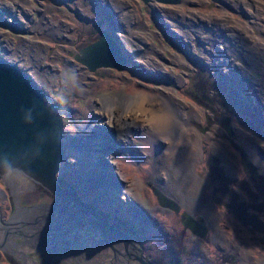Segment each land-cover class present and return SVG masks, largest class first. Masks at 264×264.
<instances>
[{
    "label": "rangeland",
    "instance_id": "obj_1",
    "mask_svg": "<svg viewBox=\"0 0 264 264\" xmlns=\"http://www.w3.org/2000/svg\"><path fill=\"white\" fill-rule=\"evenodd\" d=\"M103 28L115 32L130 54L127 67L90 70L75 58V52L94 41ZM0 55L18 62L60 103L69 152L62 162L65 179L72 175L70 181L80 190L81 200L133 238L139 252L130 248L125 255L132 264H145L138 258L140 249L148 264H264V0H182L179 4L0 0ZM141 96L152 98L157 107L172 98L189 113L188 124L200 134L193 164L202 181L200 205L211 217L199 203L179 196L177 187L167 189L170 178L177 181V174L162 165L159 157L164 159V151L171 155L174 145L167 140L172 136L168 133L163 138L138 121L131 123L133 129L127 135H111L108 161L118 170L113 186L131 185L150 215L135 206L137 202H129L126 193L121 201L116 199L115 190L106 189V181L86 178L78 166L83 146L77 137L86 135L90 125L103 123L98 120L96 102L102 104L107 97L135 101ZM107 123L116 132L121 126L118 121ZM223 123H230L234 134L223 130ZM232 137L240 151L230 143ZM131 141L137 143L133 148L128 147ZM232 149L250 158L257 166L255 172L247 170L246 162L238 170L242 163ZM11 173L18 190L7 180ZM31 179L16 171L0 174V213L7 220L18 206L57 201L51 191ZM154 187L174 199L180 210L160 204ZM218 196L225 202L215 204L212 199ZM187 213L204 219L209 226L205 236L184 227ZM88 225L79 230L94 242L78 245V256L67 251L70 258L53 248V242H44L26 247L27 261L0 248V264H81L83 256H93L98 264H122L117 260V243ZM14 238L25 239L18 234ZM1 253L12 257L2 258Z\"/></svg>",
    "mask_w": 264,
    "mask_h": 264
},
{
    "label": "bare ground",
    "instance_id": "obj_2",
    "mask_svg": "<svg viewBox=\"0 0 264 264\" xmlns=\"http://www.w3.org/2000/svg\"><path fill=\"white\" fill-rule=\"evenodd\" d=\"M181 2L182 0H180V2L178 3L167 4H179ZM151 100L153 99L150 97L143 96L136 98L135 101H128L127 98L112 99L110 97H107L103 100L102 104L100 102H96L95 108H97L98 111V120H101L107 125H109L107 123L109 121H112L114 124H116L118 121L117 124H120L121 126L116 132L117 129L115 128L108 127L110 128L108 129L107 127H105L101 129L95 127V125H90L85 132L86 135H83L82 137L79 135L80 137L77 138L79 139V143L81 144V146H83V148L81 149L83 152L82 158H79L80 163L78 164V166L81 168V171L86 176V178L89 177L90 179H95L96 181L102 180V182L106 181V189L109 192H113L115 190V193H118L121 199L124 197L125 193L127 197L130 195L131 200L128 201L132 203L137 202L138 204L135 203V206L139 208L143 207V210L147 211V213L149 214L147 210L148 208L143 206L141 200L139 199L138 195H136V192L133 190V187L131 185H129L127 182H122L121 185H118L116 187L113 186V183H115L118 178L116 173L118 172V170L113 166L112 163L108 161L109 150L107 149V147H109L113 142L111 139V135L113 133H121L122 135H127V133L132 131L133 129L131 123L138 121L140 125H142V127L147 130L151 129L154 133H159V135L163 138L168 137V133L172 136L171 139H166L168 143L172 142L174 145V149L170 152L171 155H167L168 152L164 151V159L162 160V157H159V160L162 162V165L163 163L169 165L172 169V173L176 172L177 174V176H175L177 181L170 182V178L169 183L167 184V189L171 191L174 190L175 187H177L179 196L182 194L184 197L189 198L191 202L195 204L199 203L200 205L201 203H203V200H201V196L203 197V193L201 191L202 181L195 175L193 171V164L198 158V141L200 138V134L198 130L188 124L187 114L189 113H184L177 101L172 98H168V104L163 102L160 105H163L162 107H157L151 103ZM253 104L255 105V103ZM115 105L116 111L114 110ZM66 135L67 134L64 130V143L67 137ZM116 138L118 137L116 136ZM136 145L137 143L131 141V143L128 144V147L133 148ZM65 149V155L63 157L62 162L64 161L66 155H68L69 153H67ZM97 150H100V152H98ZM71 161L73 162V160ZM62 162L58 176L61 175V178L64 183L61 184L59 179L58 181L61 185L67 186L68 189L75 190V193H66V195L63 196L62 199H60L53 205L47 203L35 205L33 207L18 206L17 211L8 220L4 218L5 216H3V214L0 213V248L8 253L14 252L16 255L21 256L25 261H27L28 253L26 247L28 245L39 246L44 242H53V248H56L59 251L63 250V253L67 254L71 258L67 251H69L70 254L77 255L78 253H80V251L75 249L78 245L87 247L91 245V242L94 240L90 239V237L89 239L85 238L79 230V228H82L83 225L89 224L90 226L95 227L97 230L99 229L104 235V237L102 236L103 238L107 239L108 241L112 240L117 243L116 252L118 256L117 260L119 261V263L132 264L125 257V255L128 257V254L131 253L130 248H133L138 251V248H136V243L133 238L131 239L130 237V239L127 240L124 245L123 240L125 237L123 235H117L111 229L107 228L105 224H102V222H100V220L98 219V216H100L101 214L100 210H95V212L99 214L97 216L91 209H87L83 206L84 204L82 203L81 197L79 196L80 190L77 186H74L75 184H72V181H70L72 175L70 176V180L67 179V181L65 179V175L62 172ZM11 174L10 176H8L7 180L11 181L12 185L15 187H13L14 190H18L20 188L18 186L19 183L15 179L16 177H13V173ZM17 178H20L22 180L21 175H19V177ZM28 178L29 180L31 179L30 177ZM31 180L34 181V179ZM28 183L32 182H25V185ZM77 184L78 183H76V185ZM79 199L81 200V202ZM125 203L126 201H124V204L122 205L123 207H125ZM172 208L174 209V211H179L180 209L179 205L178 208ZM202 209L204 212L209 213L205 207H203ZM209 214V217L213 215L212 213ZM89 225L88 227H90ZM184 227L188 228L185 225ZM118 230L119 229H117L116 231ZM207 232L208 230L204 234H197L195 232L193 233L201 237L205 236ZM15 234L22 235L25 239L22 242H18L14 238ZM217 237L220 238V241L224 240L220 232L217 233ZM58 242L61 244H58ZM120 254L122 256H120ZM2 255L6 254L2 253ZM83 257L82 259H80V261L78 259L81 264H98L94 261L93 256H86L84 258Z\"/></svg>",
    "mask_w": 264,
    "mask_h": 264
},
{
    "label": "water",
    "instance_id": "obj_3",
    "mask_svg": "<svg viewBox=\"0 0 264 264\" xmlns=\"http://www.w3.org/2000/svg\"><path fill=\"white\" fill-rule=\"evenodd\" d=\"M143 1L180 2V0ZM129 55L116 33L107 28H103L94 41L84 45L74 54L75 58L90 70L101 66L125 68ZM22 108L26 111L22 112ZM29 109L30 119L27 112ZM95 127L103 129L108 125L97 123ZM64 149L62 107L58 100L50 96L18 62L0 55V174L13 171L27 174L55 195L57 201L50 202L53 205L66 193H75V190L68 189L58 181V173L65 155ZM156 193L160 204L178 208L177 202L162 190L156 188ZM116 195L121 201L119 194ZM82 203L99 215L93 205L83 200ZM98 217L109 227L117 230L107 219L101 215ZM183 224L197 234H204L207 231L205 221L198 220L190 213H187ZM118 231L125 236L126 243L130 237L126 232ZM140 253L141 256L138 255V258L148 264L142 255V249Z\"/></svg>",
    "mask_w": 264,
    "mask_h": 264
},
{
    "label": "flooded vegetation",
    "instance_id": "obj_4",
    "mask_svg": "<svg viewBox=\"0 0 264 264\" xmlns=\"http://www.w3.org/2000/svg\"><path fill=\"white\" fill-rule=\"evenodd\" d=\"M166 33H168V31H167V29H163ZM88 44V43H87ZM225 120H228V117L227 118H225ZM222 129L223 130H225V131H227V132H230V133H232V134H234V130H233V128H232V126H231V124L230 123H223L222 125ZM230 140V143H232L233 145H235L234 146V148H236L238 151H240L241 149H242V147L240 146V144H238V143H235V137H232V138H230L229 139ZM232 151H233V153L234 154H238L240 157H239V159H240V161H241V165L239 164L238 165V170L240 169V170H242L243 169V165H244V163L246 162V168H247V170H249V171H252V172H255V170L257 169V166L256 165H254V163L252 162V160H250V158H249V160H247L246 158H245V155H243V154H239V153H237V152H235V150L234 149H232ZM214 158H216L215 156L213 157V159ZM217 159V158H216ZM218 160V159H217ZM58 179H59V181L61 182V184H63L64 183V181L62 180V178H61V175H59L58 176ZM242 183H245V182H242ZM156 188H158V187H154V189H153V192L156 194ZM3 190H4V187H3ZM212 191H213V193L216 191V189L215 188H212ZM157 195V194H156ZM158 196V195H157ZM213 196V195H212ZM159 198V197H158ZM214 202H215V204L217 203V204H219L220 202H218V201H221V202H225L224 201V199H222V197L221 196H218V200L216 199V200H214V199H212ZM223 200V201H222ZM220 204H222V203H220ZM179 205V204H178ZM230 205V204H229ZM179 208H180V205H179ZM180 210V209H179ZM178 212V211H177ZM186 215L187 214H184V218L183 219H185V217H186ZM198 220H200V221H204V219H202V218H198ZM183 221L184 220H182V223H183ZM206 223V222H205ZM207 230L209 231V226L207 225ZM2 254V253H1ZM12 256H10V255H2V258H5V259H8V258H11ZM10 260V259H9ZM12 264H14V263H12Z\"/></svg>",
    "mask_w": 264,
    "mask_h": 264
},
{
    "label": "clouds",
    "instance_id": "obj_5",
    "mask_svg": "<svg viewBox=\"0 0 264 264\" xmlns=\"http://www.w3.org/2000/svg\"><path fill=\"white\" fill-rule=\"evenodd\" d=\"M21 111L24 112V111H26V110L22 108ZM30 111H31L30 109L27 110V112L29 113L28 119H30Z\"/></svg>",
    "mask_w": 264,
    "mask_h": 264
},
{
    "label": "trees",
    "instance_id": "obj_6",
    "mask_svg": "<svg viewBox=\"0 0 264 264\" xmlns=\"http://www.w3.org/2000/svg\"><path fill=\"white\" fill-rule=\"evenodd\" d=\"M99 36V35H98Z\"/></svg>",
    "mask_w": 264,
    "mask_h": 264
}]
</instances>
